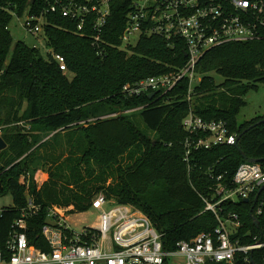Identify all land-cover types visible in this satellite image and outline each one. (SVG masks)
Masks as SVG:
<instances>
[{
	"label": "trees",
	"instance_id": "16d2710c",
	"mask_svg": "<svg viewBox=\"0 0 264 264\" xmlns=\"http://www.w3.org/2000/svg\"><path fill=\"white\" fill-rule=\"evenodd\" d=\"M130 3L112 2L104 55L92 45L91 30L79 33L70 19L51 17L45 33L48 44L66 59L64 73L39 48L15 41L9 29L14 16L39 11L45 0H0V125H8L7 147L0 153V195L13 199L0 214V248L6 257L15 221L28 211L30 199L40 209L27 216L25 232L46 252L52 250L43 234L51 206L85 212L100 192L146 213L167 250L213 230L217 221L212 212H203L202 196L213 193L218 175L231 183L244 159L235 145H219L196 150L185 161L188 134L182 122L190 109L205 119L226 121L231 133L249 129L239 148L249 158H264V114L238 121L247 93L264 83V38L209 50L197 66L201 80L191 101L188 79L163 97H128L122 90L126 83L170 73L187 62L183 41L171 46L163 37L143 35L135 45L123 46ZM213 73L224 81L218 84ZM134 112L143 127L138 116L130 115ZM20 121L25 125H16ZM44 130L54 132L51 139L43 140ZM36 160L50 164L41 186L34 179ZM27 173L29 186L22 181ZM249 208L244 202L226 204L227 211H242L252 226Z\"/></svg>",
	"mask_w": 264,
	"mask_h": 264
},
{
	"label": "built area",
	"instance_id": "2783aa9c",
	"mask_svg": "<svg viewBox=\"0 0 264 264\" xmlns=\"http://www.w3.org/2000/svg\"><path fill=\"white\" fill-rule=\"evenodd\" d=\"M113 1L45 0L39 11L25 12L22 27L36 37L44 32L45 42L40 43L46 49L45 57L55 59L60 69L67 73L65 57L48 44L45 25L53 16L70 19L79 33L92 31V45L99 55H104L107 48L104 31ZM143 35L163 37L171 46L183 41L187 62L170 73L126 83L122 88L124 94L136 97L154 93L153 97H163L181 80L188 79L187 97L191 101V92L201 80L197 66L209 50L264 38V0H131L121 42L123 46L135 45ZM1 72L0 69V77ZM140 108L113 112L100 118L115 117ZM182 123L188 134L184 141V159L188 163L196 150L237 142L238 135L231 133L224 120H208L190 109ZM16 125L25 124L20 121ZM7 127L0 125V138H4ZM30 179V173H27L22 181L29 186ZM34 179L41 186L39 176ZM216 181L213 193L202 196L203 212L214 214L215 228L191 240H181L171 250L164 248L163 234L146 213L135 205L110 201L100 192L90 208L98 211L97 222L84 227L81 232L69 225L66 216L69 209L53 207L49 210L43 234L52 250L43 251L30 243L25 232L27 216L40 209L30 199L28 211L15 221L16 229L8 240L10 257H6L0 248V264H264V158L244 159L231 183L223 181V175L216 176ZM240 202L250 207L252 226H248L242 211L226 210L227 203Z\"/></svg>",
	"mask_w": 264,
	"mask_h": 264
},
{
	"label": "rangeland",
	"instance_id": "374dc122",
	"mask_svg": "<svg viewBox=\"0 0 264 264\" xmlns=\"http://www.w3.org/2000/svg\"><path fill=\"white\" fill-rule=\"evenodd\" d=\"M25 20V15L22 17L14 16L12 22L9 25V29L15 41L22 40L30 46H37L41 49L44 56H46V49L41 44L40 41L45 42V34L41 32L38 37L27 33L23 27L22 22ZM213 76L216 79V82L220 84L224 81L221 76L216 75L213 73ZM246 106H244L241 112L238 115V121L243 122L245 120H249L257 115L264 114V83H258L257 88L251 89L246 95ZM131 116H138L139 112H134L130 114ZM140 124L142 127L144 126L142 120L139 117ZM7 125V124H4ZM54 133V132H53ZM52 132L50 133L49 130H44L41 135L43 136V140L51 139ZM35 166V176L38 175L40 178V185H42L48 178H49V166L47 162L42 160H36L35 163L32 164ZM34 176V177H35ZM111 182V180H109ZM110 201H115L114 199L109 198ZM13 205V199L10 194L0 195V209L4 207H9ZM53 207H58L60 209H72L73 206L69 208L62 207L60 205H52ZM66 216L68 218V223L71 228L77 232H81L84 227L90 226L97 222L98 219V211L94 209H89L85 212L80 213H71L68 211L66 212Z\"/></svg>",
	"mask_w": 264,
	"mask_h": 264
},
{
	"label": "water",
	"instance_id": "95a60500",
	"mask_svg": "<svg viewBox=\"0 0 264 264\" xmlns=\"http://www.w3.org/2000/svg\"><path fill=\"white\" fill-rule=\"evenodd\" d=\"M154 96V93H152V94H150L149 95V98H152ZM254 126V125H253ZM249 129H246L243 133H241L240 135H238L237 136V142H236V144H235V146L239 149V151H240V153H241V155H242V157H243V159H246V160H253V161H256V160H258V159H254V158H249L240 148H239V146H238V141H239V139L242 137V135L245 133V132H247ZM6 147H7V142L5 141V139L4 138H0V153H1V151L2 150H4V149H6ZM1 186V185H0ZM255 224L256 225H258V221L257 220H255Z\"/></svg>",
	"mask_w": 264,
	"mask_h": 264
}]
</instances>
